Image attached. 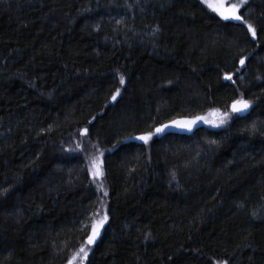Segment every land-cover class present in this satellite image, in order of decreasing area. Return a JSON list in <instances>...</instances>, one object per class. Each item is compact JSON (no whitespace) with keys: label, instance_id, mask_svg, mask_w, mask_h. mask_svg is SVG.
<instances>
[{"label":"trees","instance_id":"trees-1","mask_svg":"<svg viewBox=\"0 0 264 264\" xmlns=\"http://www.w3.org/2000/svg\"><path fill=\"white\" fill-rule=\"evenodd\" d=\"M72 263L264 264V0H0V264Z\"/></svg>","mask_w":264,"mask_h":264},{"label":"rangeland","instance_id":"rangeland-1","mask_svg":"<svg viewBox=\"0 0 264 264\" xmlns=\"http://www.w3.org/2000/svg\"><path fill=\"white\" fill-rule=\"evenodd\" d=\"M219 14H221L223 17H229L231 14H236L237 16L239 15V11L231 6L223 7L217 10ZM74 264V263H72Z\"/></svg>","mask_w":264,"mask_h":264},{"label":"bare ground","instance_id":"bare-ground-1","mask_svg":"<svg viewBox=\"0 0 264 264\" xmlns=\"http://www.w3.org/2000/svg\"><path fill=\"white\" fill-rule=\"evenodd\" d=\"M233 109H235V106H233ZM160 130H161V129H157L156 132H157L158 134H160Z\"/></svg>","mask_w":264,"mask_h":264}]
</instances>
